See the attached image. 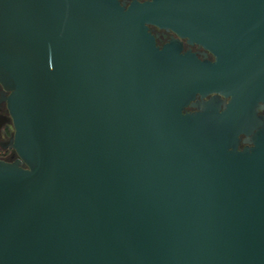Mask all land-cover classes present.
Listing matches in <instances>:
<instances>
[{
    "label": "water",
    "instance_id": "1",
    "mask_svg": "<svg viewBox=\"0 0 264 264\" xmlns=\"http://www.w3.org/2000/svg\"><path fill=\"white\" fill-rule=\"evenodd\" d=\"M0 84V264H264V0H0Z\"/></svg>",
    "mask_w": 264,
    "mask_h": 264
},
{
    "label": "flooded vegetation",
    "instance_id": "2",
    "mask_svg": "<svg viewBox=\"0 0 264 264\" xmlns=\"http://www.w3.org/2000/svg\"><path fill=\"white\" fill-rule=\"evenodd\" d=\"M122 4H130L132 0H119ZM143 1V0H140ZM151 32L156 38V43L158 46H163L170 41L172 37L176 36L172 32L165 30H159L155 27H151ZM183 52L191 51L196 54L201 60L207 59L213 61V56L205 51L203 48L197 45H189L186 40H182ZM9 92L5 91L0 84V160L5 162H14L17 159V154L10 146V142L14 135L13 124L8 111L7 98ZM195 108H187L186 112H194ZM260 114H264V111H260ZM244 137H242L243 139ZM246 144H240V147H244Z\"/></svg>",
    "mask_w": 264,
    "mask_h": 264
}]
</instances>
